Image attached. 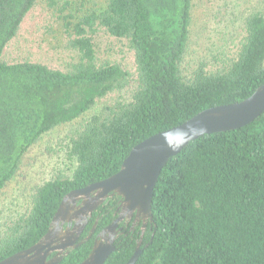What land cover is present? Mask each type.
Returning a JSON list of instances; mask_svg holds the SVG:
<instances>
[{"label":"trees","instance_id":"16d2710c","mask_svg":"<svg viewBox=\"0 0 264 264\" xmlns=\"http://www.w3.org/2000/svg\"><path fill=\"white\" fill-rule=\"evenodd\" d=\"M36 3L0 0V195L43 135L73 126L50 170L27 188L26 206L0 222L15 233L0 242V260L36 243L67 193L118 172L140 142L264 84L261 9L245 15L236 50L219 49L186 70L194 0H107L78 21L67 17L66 46L78 60L62 70L3 58ZM100 27L127 40L135 72L98 62L91 34ZM152 212L155 233L136 264H264V113L241 128L204 135L171 158ZM111 217L107 212L100 226ZM131 253L117 250L106 264H124Z\"/></svg>","mask_w":264,"mask_h":264},{"label":"rangeland","instance_id":"374dc122","mask_svg":"<svg viewBox=\"0 0 264 264\" xmlns=\"http://www.w3.org/2000/svg\"><path fill=\"white\" fill-rule=\"evenodd\" d=\"M106 2L107 0H37L35 7L25 17L17 36L6 47L4 60L9 63L29 60L67 70L78 60V54L66 46L69 39L66 22L78 21L83 13L101 9ZM254 9L264 11V0H194L191 44L187 58L189 67L184 68L192 69L195 59H210V54L219 49L231 52L236 50L243 36L244 17ZM91 35L99 63L117 62L135 72L134 54L126 39L112 36L103 27ZM101 107L102 101L89 114L99 112ZM72 126L64 125L46 133L29 150L21 174L0 195V222L7 213L20 211L26 206V194H29L27 188L33 186L36 180H42L40 177L45 176L42 174L43 170H50L48 164L51 155ZM39 174L41 175L38 177Z\"/></svg>","mask_w":264,"mask_h":264},{"label":"water","instance_id":"95a60500","mask_svg":"<svg viewBox=\"0 0 264 264\" xmlns=\"http://www.w3.org/2000/svg\"><path fill=\"white\" fill-rule=\"evenodd\" d=\"M263 113L264 84L242 101L204 109L185 122L146 138L131 150L118 172L67 193L44 236L29 249L5 258L0 264H55L54 261H47V256L42 253L45 248L57 243L58 235L63 231L58 223L77 219L85 225L93 210L111 191L124 199L122 219L125 216L130 218L135 212L139 216L154 219V190L162 170L171 158L204 135L241 128L258 119ZM95 191L99 193L98 196L84 201L81 206L76 205L77 200ZM118 222L119 220L115 221L104 231L102 240L95 243L92 254L81 264L104 263L115 249ZM141 253L138 249L125 264H136Z\"/></svg>","mask_w":264,"mask_h":264},{"label":"flooded vegetation","instance_id":"af4514ba","mask_svg":"<svg viewBox=\"0 0 264 264\" xmlns=\"http://www.w3.org/2000/svg\"><path fill=\"white\" fill-rule=\"evenodd\" d=\"M98 194L99 193L96 191L92 192L88 196L77 200L76 205L81 206L84 201H89L91 198L98 196ZM123 201L124 199L121 196L114 191H111L108 195H106L104 201L98 204L93 210L92 216L88 219V222L85 225L77 219H73L72 222H59L58 224L59 226H62L63 231L58 235L57 243L53 244L49 248H45L42 253L44 256H47V261H54L55 264L83 263L92 254L95 243L102 240V234L104 231L118 220V234L114 242L115 249L109 254V256L117 250H121L124 253L131 251L132 253L130 257L125 262L127 263L138 249H140L143 253V251L152 242L155 233L154 219L149 217L145 218L143 215L139 216L136 212L130 218L125 216L122 219L121 214L123 213ZM107 212L112 214L111 221L107 225L101 227L100 221L107 214ZM11 227L12 225L0 224V242H2L4 237H12L15 235V233H11ZM18 235L19 233L16 232V236ZM33 245L17 252L27 250ZM15 253L9 256L14 255ZM109 256L103 264H106Z\"/></svg>","mask_w":264,"mask_h":264}]
</instances>
